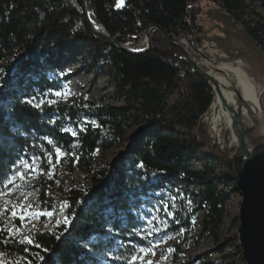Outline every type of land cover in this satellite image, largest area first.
I'll return each mask as SVG.
<instances>
[{"label": "trees", "instance_id": "trees-1", "mask_svg": "<svg viewBox=\"0 0 264 264\" xmlns=\"http://www.w3.org/2000/svg\"><path fill=\"white\" fill-rule=\"evenodd\" d=\"M123 1L118 6L120 0H88L87 9L92 21L129 48L140 47L150 25H157L174 38H181L194 27L201 31L198 22L204 9L196 4L206 3L232 16L264 51V17L256 11L257 4L264 6V0ZM150 37L149 50L132 54L92 33L84 18L83 0H0V195L32 157L44 160L48 173L53 164L46 163V157L55 158L57 147L68 154L70 173L91 177L87 188L65 193L67 225L33 232L22 243L0 232V253L17 260L13 263L4 259L0 264H131L134 244L142 243L139 234L144 233L140 204L148 202L141 196H147L163 181L182 179L202 186L197 194L204 205V232L216 234L223 225L225 197L214 184L215 166L207 163L200 170L189 167L191 159L200 154L195 129L213 100L212 90L160 30L151 29ZM70 48L84 53L89 66L106 68L124 95L125 105L92 104L86 108L78 103L55 102L37 108L27 103L55 88L42 57H54ZM9 57L13 58L3 63ZM23 67H27L25 72ZM185 78L192 81L189 96L177 106L168 107L170 114L179 118L180 128L163 127L166 99L180 89ZM55 116L60 119L55 120ZM90 116L98 124L78 131L81 125L72 119ZM66 120L78 124L79 137L65 130ZM127 121L139 125L147 122L135 139L134 151L123 157L121 170L111 172L97 166L98 152L125 142ZM204 156L214 160L208 154ZM47 190V185L42 186V201ZM192 214H186L187 224ZM187 241L185 237L174 244L175 258L187 250ZM229 243L240 257L239 263L246 264L236 233ZM101 259L108 262L101 263ZM224 259L217 257L211 262L223 264ZM183 264H194V260ZM224 264L237 263L228 260Z\"/></svg>", "mask_w": 264, "mask_h": 264}, {"label": "rangeland", "instance_id": "rangeland-1", "mask_svg": "<svg viewBox=\"0 0 264 264\" xmlns=\"http://www.w3.org/2000/svg\"><path fill=\"white\" fill-rule=\"evenodd\" d=\"M123 2V0H120L118 6H121ZM203 4H196L198 8L204 9L203 14L199 17L198 23L202 26L199 32L207 31L210 37L217 38L218 35H221V32L216 25L220 23L212 19V16L216 11L223 10L213 4ZM256 11L264 17V6L257 4ZM194 30L198 31L194 27L191 31L184 33L181 38L175 39L182 40L186 38L192 47H199L198 42L194 39ZM146 43L145 35L138 49H144ZM134 49L138 50L137 48ZM187 49L190 50L188 47ZM22 51H19L18 54ZM83 56L84 53L70 48L61 50L54 57H42V61H46L48 77L54 81L55 88L34 98L33 103H39L41 100H44L45 103L55 101L67 105L78 103L86 108L92 104L115 107L125 105L124 95L117 88L116 83L110 79L106 68L100 66L96 69L95 66H89ZM12 58H7L3 63ZM26 68L23 67L22 71L25 72ZM0 82H3V79ZM191 82V79L185 78L180 89L166 99L167 112L162 117L163 122H161L163 127L173 125L180 128L178 125L179 118L171 115L168 107L177 106L178 103L183 102L189 96ZM55 92L63 93V95L56 96L54 95ZM50 95L54 99H51ZM54 119L58 120L60 117L55 116ZM72 120H76L81 125L79 128L78 124L75 126L66 120L65 129L71 135L72 132H75L74 137L80 136L79 132L77 133L78 128L79 131L86 128L87 125L94 126L98 124L94 116L85 117L82 120ZM126 124L125 142L105 152H98L97 166H105L111 172L121 170L119 163L124 161L123 157L127 153L134 151L135 145H137L135 139L142 132L143 127L147 125V122L139 125L133 121H127ZM159 128L158 126L156 129H152L151 132L154 133ZM198 145L201 147L199 150L201 155L199 154L196 158L191 159L189 167L200 170L207 163L215 166L216 178L214 184L225 197L223 204L225 210L224 223L216 234L204 232V205L201 204V199L197 194L202 186L187 183L182 179L175 182H161L158 186L151 188L147 196H141L148 203L140 204L144 233L139 234L142 243L134 244V256L142 257L143 264H183L184 261L189 259H193L194 264H213L211 261L217 257H225V262L234 260L237 264H240V257L237 255L235 248L229 243V239L233 237L234 233L237 234L242 194L235 187L234 181L224 176L221 163L215 158L211 161L205 157L204 154H208L207 148L199 143ZM60 150L63 155L58 158L55 152V158L51 159L53 165L48 173L45 166H43L44 160L42 161L39 157H32L27 162L29 167L25 169L22 166L19 171V173H23V176L16 174L13 176L15 177L14 180L9 181L7 190L0 195V232H6L10 237L22 243L33 232L52 231L69 223L67 217L68 205L64 201L65 193L71 189L87 188L90 185L91 177L81 172L70 173L67 170L68 154L63 149ZM57 159H59L58 163ZM34 160L35 163H33ZM48 160L49 157H46L45 162L49 164ZM156 178L159 179V177ZM53 180L55 181L54 184L49 183ZM44 185H47L48 190L44 201H42V186ZM13 211L17 213L16 216L12 215ZM41 211L50 212L51 215H36ZM187 213H194L188 224L185 222ZM21 215L24 217L23 220L20 219ZM235 218H238L237 223L234 221ZM66 219L67 223L65 222ZM185 237L188 240L187 250L175 258L172 252L174 244L181 242ZM92 238V236H89V239ZM221 248L224 249L223 254L220 253ZM141 249H145L146 254L141 253ZM109 258L108 256L107 259ZM4 259L13 263L17 262L14 257L0 253V260ZM100 262L107 263L108 261L101 259ZM136 263H141V260L138 259Z\"/></svg>", "mask_w": 264, "mask_h": 264}, {"label": "water", "instance_id": "water-1", "mask_svg": "<svg viewBox=\"0 0 264 264\" xmlns=\"http://www.w3.org/2000/svg\"><path fill=\"white\" fill-rule=\"evenodd\" d=\"M87 1L83 0V14L94 35L120 50L141 54L151 47L150 30L158 29L179 49L192 71L207 80L213 100L199 118L196 137L242 194L237 235L246 264H264V51L224 11L212 16L220 23L216 25L221 32L217 38L207 31H193L199 47L150 25L144 49L136 50L119 43L92 21Z\"/></svg>", "mask_w": 264, "mask_h": 264}, {"label": "snow or ice", "instance_id": "snow-or-ice-1", "mask_svg": "<svg viewBox=\"0 0 264 264\" xmlns=\"http://www.w3.org/2000/svg\"><path fill=\"white\" fill-rule=\"evenodd\" d=\"M54 95H56V96H62L63 93L55 92ZM27 103H29V104H33V101H32V100H29V101H27ZM44 103H45V101H44V100H41L39 103H36V104H34L33 106L39 108V107H40L42 104H44ZM48 103H55V101H48ZM65 130H66V129H65ZM75 134H76L75 132H72V135H75ZM49 143H51V141H49ZM55 152H56V155H57L58 158L61 157V156L63 155V153L61 152V150H60L59 147H57V148L55 149ZM48 162H49V164H51V158H50V157H49ZM58 162H59V159H57V163H58ZM33 163H35V160L33 161ZM23 167H24L25 169H27V168L29 167V165L27 164V162H24V163H23ZM17 175L23 176V173H17ZM14 178H15V177H13V178H11V179L14 180ZM12 215H13V216H16L17 213H16L15 211H13V212H12ZM36 215H51V213H50V212H43V211H41V212H39V213H36ZM169 215H171V213H169ZM20 219L23 220L24 217L21 215V216H20ZM65 222L67 223V219L65 220ZM28 243H32V241L29 240ZM37 246H38V245H37ZM140 251H141V253H145V254H146V250H145V249H141ZM138 259H140V260H141V264H143L142 257H136V256L132 257L131 264H136V262H137Z\"/></svg>", "mask_w": 264, "mask_h": 264}]
</instances>
